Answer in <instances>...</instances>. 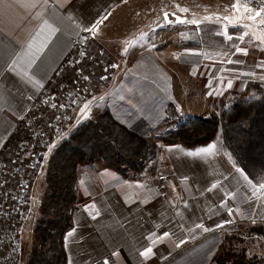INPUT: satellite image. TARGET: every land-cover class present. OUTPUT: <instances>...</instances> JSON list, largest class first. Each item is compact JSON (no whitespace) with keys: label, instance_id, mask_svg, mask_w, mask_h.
Segmentation results:
<instances>
[{"label":"crops","instance_id":"0c3cea01","mask_svg":"<svg viewBox=\"0 0 264 264\" xmlns=\"http://www.w3.org/2000/svg\"><path fill=\"white\" fill-rule=\"evenodd\" d=\"M200 1L198 18L195 11L191 17H196L194 24L201 30L214 19L205 13L208 22L202 20L208 0ZM224 1L230 8L224 7L223 17H230L237 30L230 40L232 46L227 42L229 46L213 47L200 41L206 48L193 49L200 37L197 30L189 29L196 40L190 41L193 34L188 33L191 36L187 34L188 46L183 51H169L173 64H161L158 53L134 52L133 58L141 59L142 65L120 67L102 96L95 98L96 109L90 115L107 108L131 130L157 139L166 128L161 124L170 107L183 106L190 118L221 102L229 103L234 92H244L248 83L264 88V18L257 16L246 0H238L239 10L232 7L237 0ZM132 2L0 0V150L29 114L33 99L45 88L75 39L85 34L101 41L112 15L127 10ZM219 2L214 0L215 5ZM217 6L220 8V3ZM219 36L223 41L227 37ZM125 41L121 36L119 45L127 47ZM165 84L172 92L164 95L161 87ZM118 105L129 110L119 113ZM57 143L58 138L52 141L45 155L47 162ZM209 145H214L210 152L191 154ZM44 173L34 187L44 183ZM158 177H170L177 186L180 197L173 208L158 187ZM71 221L63 235L65 264H104L106 259L108 264H217L215 255L234 229L264 226V177L256 183L233 162L222 146L220 131L213 140L194 146L160 144L157 167L150 176H123L101 161L79 165ZM254 234L247 237L264 238V229ZM262 245L264 240L259 243L260 253L247 257L264 259ZM147 248L152 252L141 256Z\"/></svg>","mask_w":264,"mask_h":264},{"label":"trees","instance_id":"16d2710c","mask_svg":"<svg viewBox=\"0 0 264 264\" xmlns=\"http://www.w3.org/2000/svg\"><path fill=\"white\" fill-rule=\"evenodd\" d=\"M77 47L70 50L33 102L34 109L36 101L45 97L42 98L43 102L48 105L41 107L48 108L49 112L52 110L55 115L50 118L54 120L46 123L39 116L36 117L34 112L35 119L32 124H28L26 119L31 116L30 112L18 123L15 132L0 150V180L5 186L16 183L20 170L18 165L28 160L24 157L22 145L30 140L37 141L39 136L50 137L48 131L55 133L53 123L62 108L58 107L59 103L68 104L71 100V107L78 106L80 101L97 95L103 89L101 65L96 62V59L100 60L103 56H99L98 52L92 54L94 48L89 51L90 44L89 47ZM80 50L82 57L79 58L77 53ZM111 78V75L107 76V79ZM172 113L161 124L166 128L157 139L131 130L115 119L106 108L81 118L58 140L45 168V192L33 227L27 264H65L63 235L72 226L71 211L75 203L76 169L79 165L101 161L123 176L129 173L134 176H150L157 167L160 144L194 146L213 140L220 131L222 146L233 162L254 182L262 181L264 88L248 83L244 92H234L229 103L221 102L206 114L180 120L176 110ZM54 138L55 135L51 141ZM214 259L217 264H264L263 258L247 257L244 250L236 252L227 247L221 248Z\"/></svg>","mask_w":264,"mask_h":264},{"label":"rangeland","instance_id":"374dc122","mask_svg":"<svg viewBox=\"0 0 264 264\" xmlns=\"http://www.w3.org/2000/svg\"><path fill=\"white\" fill-rule=\"evenodd\" d=\"M220 3V8L217 6ZM218 4H214V0H208L207 1V8L208 10L202 11L203 13V18L202 20H206V17L204 16L205 13L208 14V16H212L211 19H217L216 21H213V24L209 23L207 20V25L204 28L202 26L201 30L198 28L196 24H194V20L196 19L195 16L198 18V13H199V7L201 4L200 0H133L131 4L128 5V9L122 12H117L116 14L112 15L111 20L108 22L106 25L105 29L103 30V34L101 39L97 41L96 38H94L91 35H82L79 40L78 38L75 39L74 43L71 46V49L75 46H81L83 45L84 47H89L90 44V49L94 48V51H92V54L95 52L99 53V56H103L100 60L96 59L97 64L101 65V72H102V82L101 85L104 83L103 89L107 88L110 80L107 79V76L114 74L115 75L119 72L121 68L124 66H140L142 65V60L141 59H134L132 53L137 52L141 54H147L146 52H154L158 53L159 57L161 58V64L162 61L164 64L167 63H172L175 59H168V53L169 51L175 50L176 52L178 51H183V48L185 46H188L186 41H189L188 39V33H192V40L190 41H195L196 38L194 36V32H190V30H197L199 33V39H197L198 45L193 46V49L200 50L206 48L202 42H207L208 45L210 46H217L218 44L225 46L228 44H231L232 42L230 41L233 37L234 34H237L236 28H234V24L229 19H224V17H228L224 15L223 13L226 14V12L223 10L224 7L227 5V3L224 0H220ZM247 3V1H246ZM203 4V3H202ZM224 4V5H223ZM204 5V4H203ZM202 5V6H203ZM248 5V3H247ZM179 6V7H177ZM196 8L194 9V7ZM191 8V9H189ZM193 8V10H192ZM230 6L225 7V10H228ZM181 9H187V11H182ZM243 10V8H242ZM166 11H171L173 13L179 14L181 16H184L185 19L183 22H178L176 23L175 21L170 22L169 25H165L164 22H166L162 16L163 12ZM195 16H192V13H195ZM242 14V11L239 15ZM219 21L221 23H219ZM180 24V25H179ZM179 26L180 29H177ZM176 27V28H175ZM190 29V30H189ZM206 31H209L205 34ZM200 33L202 35H200ZM226 34L227 37H225V40L223 41V38L220 37V34ZM188 34V35H187ZM100 36V35H99ZM121 36H124L127 41V44L131 46V48L128 49L129 45L127 47H124V45H119V38ZM191 36V35H190ZM78 40V41H77ZM235 40H237L235 38ZM241 42H246V39L240 40ZM225 45H224V44ZM93 44L96 46V48L93 46ZM229 46V45H227ZM232 46V44L230 45ZM78 48V47H77ZM70 49V50H71ZM87 51V49H86ZM88 51V52H89ZM74 55V54H73ZM123 56V58H121ZM131 56V58H130ZM145 63L148 61V59L144 58ZM74 61V57H73ZM95 62V63H96ZM125 62H127L125 64ZM115 65V67H113ZM144 66V65H143ZM161 66V65H160ZM121 67V68H120ZM106 76V77H105ZM231 78V77H229ZM173 86V84L171 85ZM163 89V94L165 95L167 92L171 93V90H168L165 85H162L161 87ZM103 89L98 92L97 95H93L87 99H84L80 101L78 106H73L71 107L72 103L71 100H69V103L63 102L59 103L58 107H61V105H66L62 108H60L61 114L57 115L55 117V122L53 123V130H56V128H60L62 133L56 138L61 139L64 137L68 131L73 127V125L80 120L81 118H84V116H89L90 114L95 112L96 109V103H95V98L97 99L102 96V91ZM46 92H48V88L46 89ZM39 95V94H38ZM37 95V96H38ZM225 95V94H224ZM232 93L229 94V98H231ZM36 96V97H37ZM52 97V95H49ZM231 96V97H230ZM224 98V97H223ZM36 98L33 99V102ZM225 99V98H224ZM43 99L40 98L36 101V106L37 103L41 102ZM88 100V101H87ZM83 101H87L84 103L80 108V104ZM46 102V101H45ZM182 103V101H180ZM88 104L89 107L85 109L83 112L81 111L84 109V105ZM48 104L40 103L38 106H45ZM117 107V106H116ZM181 107V108H180ZM170 107L169 109V116H172L173 113L176 110L177 117L178 119H184L187 117L184 112V107ZM70 109V113H68V110ZM79 109V110H78ZM212 108H209V110H206L205 112L199 114H194L196 115H202L208 113ZM43 110V112H42ZM57 110V109H54ZM122 110H129L128 108H123L122 106L118 105V112ZM58 111V110H57ZM97 111V110H96ZM36 112V117L42 118L46 123H50L51 120V115H55L52 110L44 107H41L40 109H36V107L33 109L31 116H33V113ZM48 113V114H47ZM44 114H47L44 116ZM193 115V116H194ZM29 118V117H28ZM27 118V119H28ZM26 119V120H27ZM29 120V119H28ZM27 120V121H28ZM48 130V129H47ZM49 135L53 137L55 134L54 132L48 131ZM220 134V133H219ZM47 165V159L43 162V170L41 175L44 173L45 168ZM40 183V182H39ZM44 183L38 184L37 187L35 186L33 188L32 192V214L29 217L27 221L28 230L25 229L21 234V257H20V263L19 264H26L27 256L29 253V243L32 241V235H31V225L36 224L37 222V217L39 216V211H40V205L43 200L44 196ZM241 226H246L243 228H240ZM240 227L234 229L231 232V236L228 237V243L225 245L227 248H233L236 252L243 250V246H249L251 249L249 251L244 250V253L250 254L252 252L254 253H260L261 246H259V243L264 240L262 237H257V236H251L247 237V235H255L254 231H258L261 229H264V226H258V225H253V226H248V225H241ZM27 228V227H26ZM244 236V237H243ZM262 248L264 246L262 245Z\"/></svg>","mask_w":264,"mask_h":264},{"label":"built area","instance_id":"2783aa9c","mask_svg":"<svg viewBox=\"0 0 264 264\" xmlns=\"http://www.w3.org/2000/svg\"><path fill=\"white\" fill-rule=\"evenodd\" d=\"M246 1L252 11L260 12L264 18V11H262L264 10V0ZM77 54L79 58L82 57L81 50ZM42 98L45 99V97ZM40 103H44L43 100L37 103L36 108ZM32 111L33 107H31L29 113ZM28 119V124H32L35 118L29 116ZM61 133L62 131L56 128L53 135L58 137ZM52 141L51 136L43 135L39 136L37 141L30 140L28 143L23 144V154L28 160L18 165L20 170L16 183L7 187L0 180V264L20 263L21 234L32 214L33 187L42 173L45 155ZM20 160L22 161V159ZM157 184L161 193L167 198L173 208L180 197L174 181L170 177H158Z\"/></svg>","mask_w":264,"mask_h":264},{"label":"snow or ice","instance_id":"6c2138e0","mask_svg":"<svg viewBox=\"0 0 264 264\" xmlns=\"http://www.w3.org/2000/svg\"><path fill=\"white\" fill-rule=\"evenodd\" d=\"M177 7H179V6H177ZM232 7L234 8V10H239V2H238V0H237V3H234L232 5ZM181 10L182 11H187V9H181ZM262 11H264V10H262ZM168 15H169V13H167V12L164 13V16L165 17H167ZM256 15L257 16H260L261 13L260 12H257ZM208 18H210V17H208ZM103 19H107V17H104ZM224 19H229V17H224ZM249 19H255V17H249ZM100 22H102V20L101 21H98L97 23H100ZM181 22H183V21H181ZM261 23L264 24V20H262ZM93 27H95V25H93ZM88 31H91V29H88ZM240 51H242V50H240ZM113 67H115V65H113ZM85 79H87V77H85ZM53 106H55V105H53ZM61 107H63V105H61ZM88 107H89V105L88 104H85L84 105V109H82L81 111L83 112ZM212 147H214V145H209V147L199 149L197 151V153H191V154H199L200 152L208 153V152H210V150L212 149ZM212 187L215 188V185H213ZM229 211L231 212L232 210L229 209ZM225 223H228V222L226 221ZM197 227H200V225H198ZM217 227H222V225H217ZM207 230L208 229H205V231H207ZM167 235H168V233H164V236H167ZM181 243H183V241ZM177 246H179V245H177ZM151 252H152V249L151 248H147L144 252H141L140 255L141 256H148ZM104 264H108L107 259L104 261Z\"/></svg>","mask_w":264,"mask_h":264},{"label":"water","instance_id":"95a60500","mask_svg":"<svg viewBox=\"0 0 264 264\" xmlns=\"http://www.w3.org/2000/svg\"><path fill=\"white\" fill-rule=\"evenodd\" d=\"M166 12L169 13V15L167 17L164 16V13H166ZM166 12H163V14H162V16H163V18H164V20L166 22H169L171 20H174V21H177L178 22V21H182V20L185 19L184 16L178 15V14L173 13L171 11H166Z\"/></svg>","mask_w":264,"mask_h":264}]
</instances>
